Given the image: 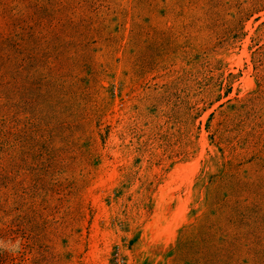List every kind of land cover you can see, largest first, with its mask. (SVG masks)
<instances>
[{"label":"rangeland","instance_id":"obj_1","mask_svg":"<svg viewBox=\"0 0 264 264\" xmlns=\"http://www.w3.org/2000/svg\"><path fill=\"white\" fill-rule=\"evenodd\" d=\"M0 264H264V0H0Z\"/></svg>","mask_w":264,"mask_h":264},{"label":"clouds","instance_id":"obj_2","mask_svg":"<svg viewBox=\"0 0 264 264\" xmlns=\"http://www.w3.org/2000/svg\"><path fill=\"white\" fill-rule=\"evenodd\" d=\"M0 247H7L10 251H18L21 247V241L17 240L15 243H9L8 245L3 244L0 242Z\"/></svg>","mask_w":264,"mask_h":264}]
</instances>
